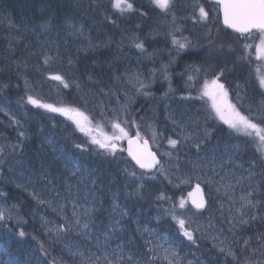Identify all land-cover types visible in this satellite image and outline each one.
Returning a JSON list of instances; mask_svg holds the SVG:
<instances>
[{"label":"trees","instance_id":"16d2710c","mask_svg":"<svg viewBox=\"0 0 264 264\" xmlns=\"http://www.w3.org/2000/svg\"><path fill=\"white\" fill-rule=\"evenodd\" d=\"M133 5L134 9L129 11L126 16L135 18L138 20L137 24H142L137 30L139 38V41H137L139 43L143 42L141 39L145 40V38H141L143 31L146 30L148 23L156 18V12L158 11L151 10L145 4L137 1ZM80 6L77 0H0V13L2 18L5 19L0 21V51L7 48H20L22 50V61L25 60L29 68L25 76L26 81L30 80L32 83H36L34 78L38 71L35 69L34 63H31L32 61L28 62L27 51L29 50L23 49L22 39L15 40L12 43L6 42V38H2L4 35L8 36L9 29L7 25L15 23V26H19L36 22H48L49 25H52L54 32L57 33L62 32L66 25L82 29L83 35L80 38L68 37L66 41L64 40L66 43L63 46L62 56L68 55L67 50L72 52V47L77 44L86 45V50L81 51L75 48L72 53L74 74L67 77L68 88L60 87H64L61 82L57 85L59 90L63 92L61 99H57L51 93L49 94L45 91V88L47 89L53 85L49 79L50 74H59L66 79L61 69L60 71L59 69L47 71L45 82H48V86L40 89L39 92L35 90H29V92L25 90L24 92V89H21L19 79V82H14L15 77L11 72L6 75L0 74V90L3 88V93L9 96L8 99H11L13 103L15 102L14 104H23L27 111V119L25 121L24 118H21L22 112L20 108L14 110L17 120H23L24 122L23 127L18 128L17 132H24L25 135L22 140L18 138L9 142L12 146L7 145L10 148L21 150L23 155L11 158L13 161L6 158L3 160L6 167L4 165L0 166V205L9 206V204H13L16 206L10 212L11 219L0 220V264H61L60 261L63 258L68 264H81L82 258L89 257L94 260L99 257V264H106L105 258L101 256V243L104 242L116 246V251H120L121 256L124 257L123 264H166L167 262L163 255H156L154 247V251H150L152 248L147 245L148 241H144L140 235L135 234L134 230H132L135 227L134 224H137L138 230L145 226L155 230L157 234L153 235L158 238L161 236L159 232H165L164 230L171 231V236L162 238L167 241L166 249H176L179 252L180 264H188L189 261L192 264H233L230 262L233 258L227 256L226 253L220 252L219 249L231 248L236 253V257H238L239 249L243 250L246 247L243 241L248 238H251V245L253 240H259L260 245L264 247V158L255 154L257 150L255 145H248L246 148L245 167L254 172V177L252 178L255 180L251 183V187L254 188V193L257 197L253 201L260 202L255 208L248 209L246 217L251 219V216H255L256 219H251L247 224L238 225L235 230L232 228L233 234H235L230 235L232 238L230 247L224 245L223 242L210 240L206 234H195L196 243H193L188 241L183 234H179V225L173 219L175 212H167L164 208L166 202L169 201L175 202L179 206L180 200L182 198L185 200L189 185L184 184L185 186L180 187L181 185L168 182L161 176L156 178L159 172H155L152 177L148 178L143 177V175L141 176L142 180L137 183V180H134L128 172L142 173L132 166L125 157L123 150L108 153L100 149L97 145L91 143V137L81 132L74 122L67 121L59 115L50 116L41 108L28 102L27 97L31 95L40 100L41 103L66 105L78 109L77 103L80 101L85 105V108L80 109L89 117L92 124L107 130L111 128V125L107 122L109 119H101L102 117L103 119L105 117L108 118L106 113L110 110L111 112L115 111L118 106L111 99V96L116 95V91H118V87L121 84L120 81L116 83L117 77L120 79V75L124 74L119 72L122 63L121 55L118 52V39L120 33L127 35V32L126 30L119 32L117 29L112 33L105 30V28H102L103 21L99 18L96 10H93V8L87 9L88 4L84 8ZM98 6H103V4ZM114 15L119 14L114 12ZM220 29L221 32L227 33L222 28ZM224 33L220 35H224ZM227 34L230 36L229 33ZM59 35L62 36L61 34ZM193 37L195 39L196 36L193 35ZM14 38L16 39L17 36L14 35ZM232 38L234 46L239 38L235 36ZM83 39H86L85 43L82 42ZM58 42L61 45L62 39L59 38ZM149 43V49L151 50L161 46L157 42L156 37H152ZM143 44L146 47L145 41ZM215 45H221V43H216ZM105 46L107 47L105 48ZM172 51L177 61L174 66H168L170 68L168 72H171L168 86L173 89L168 90L167 84L158 79L156 92H152L156 94L154 95L155 99L165 94L158 101L171 102L169 98L165 97L183 96L184 94L196 95L195 88L183 86L184 75L188 72V70L180 71L184 64L195 63L194 65L201 69L199 72L201 77H204L207 73L216 74V69L225 64L224 68H222L226 75L223 74L225 77L221 78L222 82L234 90L233 97L235 98L237 94L241 98L242 105L249 107L250 111L253 112V116H260L261 108L260 104L258 105V100L264 93L260 94V91L256 88L258 85L255 79L252 78L255 65L250 60H246L247 63L243 64L244 67L240 70V73L236 72L237 70L235 69V67L240 68V66L234 64V70L232 71H235V73L233 76H229L228 72L232 71H229L228 67L234 61L227 62L226 60V62L221 63L223 58H218V55H220L218 53L223 50L219 49L217 51L213 63L198 60L197 51L185 50L181 54L182 56L175 55L174 49ZM46 53L44 51L40 55L44 66L39 68V73L46 72L47 66L54 65L58 67L62 65L61 63L52 64L51 59L48 64H45L44 55ZM0 54L2 53L0 52ZM49 54L48 57L51 56V52ZM225 54L229 57L230 53L227 52ZM156 63L152 64L154 69H157ZM135 65V63H132V68ZM209 67L211 69H208ZM23 68L25 66L22 63L21 69ZM172 74L174 75L172 76ZM192 76L193 79L196 77L195 81L197 82L196 73ZM10 81L13 82L11 83ZM239 86L243 87L237 91ZM82 97L85 98L83 102L81 101ZM153 99L154 97H151V100L140 103V109L146 103H155L157 101ZM134 100L132 99L131 101V98H129V100L125 101V98H122L121 105L117 107L118 109L120 107L126 109L123 120L120 121L121 124L127 125L129 121H132L135 112L134 108H136L137 103ZM191 101L193 105L194 100ZM110 102L112 103L110 104ZM11 106L13 107L12 104ZM104 114L106 115L103 116ZM157 114L159 118L155 115L152 120H156L161 125L159 126L160 129L168 130L170 125H172L168 123L170 119L165 117L166 121L162 120L161 122L160 118L164 116L160 115L159 109ZM110 115L113 116L112 113ZM4 119L6 123H10L7 117L4 116ZM256 121L257 123L260 122L258 119ZM5 130L10 137L16 134L12 133L10 127L5 128ZM197 131L199 137L195 138L197 145H199L197 149L200 151L197 157L192 155V150H189L187 144L184 147H180L179 143L172 150L173 155L178 157L179 161L180 159L183 160L182 164L196 161L200 157L205 156L208 161L211 158L215 161L223 160L222 164L224 165L223 162H225L227 167H230L229 160L231 159H234L237 164L239 162L243 163V156H240V153H242L240 151L241 146L238 142L232 140L233 133L227 127L212 122L204 130L200 131V128H197ZM205 132L208 133L207 136ZM130 133L136 134L135 131L131 130L129 131ZM171 135L173 136V133ZM245 138L250 137L245 136ZM120 142L122 148V140ZM206 143L209 144L205 150L201 144ZM76 145H84L86 150L82 151L76 148ZM69 160H71V163H69ZM8 162L10 165L12 163L15 165L5 173V169L8 168ZM76 164L79 165V171L76 175H72L71 173L75 170L74 165ZM16 166L24 169L18 171L19 175L23 173L26 179H32L34 183L36 182V185H44L51 190V193L44 199L47 202L46 204L37 203V199H34L32 195L35 192L21 185L18 186V184L16 185L13 182L12 179L18 177V174H15ZM37 168H40V170ZM5 178L7 179L6 181L4 180ZM141 184H143V188H140ZM203 187L206 186L203 185ZM138 188H140L139 191H137ZM161 194L166 199L159 198ZM205 198L207 200L206 210H211L213 205L212 202H208L210 196L207 193H205ZM141 199L147 204L146 206L141 203ZM72 201L79 205L80 213L86 215L85 222L82 223H88L89 228L84 229L85 231L82 228H77L74 231L73 228L68 226L71 225V222L66 221L65 210ZM166 205L169 206L168 204ZM57 214L64 215V218H59ZM126 214L129 215L128 220L124 218ZM53 217L57 220H55V225L51 226L48 220ZM117 221H119L118 224L116 223ZM61 225L64 227L59 233L56 230L52 233L49 229H57ZM21 230L25 233L24 236L19 235ZM89 232L91 234H88ZM123 233L124 235L126 234L125 237ZM222 237L230 241L227 236L222 235ZM41 245H43V250ZM165 250L163 251L164 253ZM70 252L81 253L82 256H73ZM62 255L65 257L62 258ZM129 257L132 259L129 260ZM234 264L237 263L234 262Z\"/></svg>","mask_w":264,"mask_h":264},{"label":"rangeland","instance_id":"374dc122","mask_svg":"<svg viewBox=\"0 0 264 264\" xmlns=\"http://www.w3.org/2000/svg\"><path fill=\"white\" fill-rule=\"evenodd\" d=\"M141 2L145 4L146 6L148 5L151 10L158 11L156 12V18L152 20L149 25V30H148V36L149 38L156 37L157 42L161 44L159 48H154L156 55L155 56H134V54H142L139 49L135 48V43H138V28L142 26V24H137V19L135 18H129L128 12H125L123 14L119 15H114V12H117L115 9L111 7V4L109 0H77L78 5L80 4V7H85L86 4H88L87 9L93 8V10H96L97 14L99 15V18L102 21H106L108 23H104L102 25V28H105L107 31H111L114 33L115 30L118 29L119 32L126 30V34H119L120 36V44L122 46L123 51L125 52L126 55H131L133 54V57L131 56L130 59L132 62L136 61V65L134 68H132L133 72H139L142 74V76L145 77V82H148L151 80V86L143 91L137 92L136 88L132 86L128 82V79L124 76V74L120 75V79L116 81L118 83L120 81V85L118 87V91H116L115 96H111V99L114 101L115 104L118 106L121 105V100L122 98H125V101L129 100V98L135 99L136 100V108H134V116L132 121H129V123L126 124H121L123 127L126 128V130L129 131H139L141 138L145 137L149 139L161 158L163 159L164 165L162 166V171L158 170L159 175L156 177L158 178L159 176L163 177L166 179L168 182H173L175 185H181L185 186L184 184L189 185V191L186 193V196L188 194L194 191L195 185L199 183L201 186H206L203 187L205 192L210 196V199L208 198V202H212V208L211 210H206L205 207L202 210H198L194 206L191 207L190 205H185L183 208H180L177 203L175 202H166L169 206L166 204L164 205L165 210L167 212H175V216L179 218H183L186 221V227H189V229H196L199 227V231L194 232L195 234H206L208 235V238L210 240L214 241H220L223 242L224 245L229 246L232 244L231 242V237L230 235L233 234V230L236 229L238 225H244V223H241V216L240 213L236 211V209L241 208V197L245 196L247 194H250L248 196L249 199L254 200L257 196L254 193V188L251 187V183L253 182L252 177H254V172L249 170L248 167H245V155L247 153V146L248 145H255L257 148V142L254 141L251 137L250 138H245V135L243 133H237L234 130L230 129L226 124L223 123V121L219 120L216 116L215 113L211 109V101L207 97H202L201 96V88L203 86L204 81L212 79L214 76L219 74L221 70H223V66L225 64H222V66L218 69H216V74H211L207 73L204 77H201L199 73H196L197 75V82L195 81V78L191 81L188 80L189 76H192L195 74V72L192 73V71L189 70L188 66L189 65H194L195 63H186L184 64L180 71H187L185 73L183 78L184 84L183 86H188V88H195L196 89V95H188L184 94L183 96H169L165 98H169L171 102L168 101H158L165 96H159L157 99H155L156 94L152 92H156V85L158 84V79L161 81H164L168 86L170 84L168 82L169 79H165L164 74L162 72H157L155 77H152L151 70L153 68L152 64L157 65V69H160L163 65H170L174 66L177 59L173 55V49L175 51L174 45H172L171 42V36L169 33H173L174 29L180 28L181 31L175 32V35L177 36H186L189 39H191L193 45L195 47H191L189 51L195 52L198 49L197 46L199 47H206L207 50L201 49L199 53L198 60H203V61H210L214 62L215 60V55L217 54V51H221L220 55H218V58H223L222 62H226V59H228L231 55V61H234L233 63H230V67H228L229 71L234 70L233 65L237 64L240 66L235 67L237 70L236 72L240 73V70L243 69L246 60H250L254 65V72L252 75V78L255 79L258 87H256L259 91L260 94L264 93V88L260 87L259 80H258V75H257V70L259 69L261 73H264V58H261L257 54L256 50V45L259 44L260 39L259 37L253 42H247L243 40L242 42L238 40V42H235V45L233 46V38L231 36H228L227 33L221 32V27L219 23L215 22V16L213 14L208 15V19L206 21L200 20L199 19V8L197 5L203 6L204 9L208 12L207 8L205 7L204 4H201L199 0H172V3L175 2L174 8L171 11L164 12L161 11L159 8H157L153 3L152 0H131L132 3L134 2ZM99 4H103V6H98ZM95 6V7H93ZM97 7V8H96ZM98 9V10H97ZM209 13V12H208ZM217 17V16H216ZM5 19L2 18V14L0 13V21H4ZM111 20V21H107ZM123 22V23H120ZM9 24V23H8ZM89 24V22H88ZM217 24V25H216ZM8 27V36L4 35L2 38H6V42H12L22 39L23 41V49H27L28 54V62L32 61L31 63H34L35 69H37L38 74L34 78V82L32 81H27L22 79L23 73L27 72L29 68L27 67V63H25V60L23 61H15L17 63H23L25 68L20 70L23 73H20L18 76L21 89L27 90H35L36 92H39L40 90L36 88V84L45 81L46 80V75L47 71H52L56 69H61L68 72L67 66L66 65H60L58 67H55L54 65H50L46 67V72H41L39 73V68L43 65L42 58L40 57L41 53L46 51V55L44 57H48L51 52V63L52 64H59L61 63L62 60H64V57L62 56L63 53V46L64 43H66V39L68 37L70 38H80V28H75L71 25H66L64 30L62 32H54V29L52 28L51 25L48 24V22H36V23H31L27 25H22V26H15L14 24H9L7 25ZM209 29L211 30V36H208ZM224 33V35H220ZM17 36V38H14V35ZM61 34L62 36H60ZM194 36L195 39H194ZM20 36V37H19ZM59 38L62 39V44L60 45ZM197 39V40H196ZM209 39L213 41V43L210 45L209 44ZM65 40V41H64ZM138 40V41H137ZM82 42H86V39H83ZM216 43H221L222 47L220 45H215ZM251 45L249 48H245L244 45ZM80 45V44H79ZM86 46V45H85ZM84 46V47H85ZM225 46V47H224ZM107 46H105L106 48ZM216 50V51H215ZM68 51V58L70 60V51ZM29 52V53H28ZM134 52V53H133ZM229 52V57L225 53ZM183 53L180 52L179 55L182 56L181 54ZM175 51V55H176ZM214 56H213V55ZM236 54V55H234ZM161 55V56H158ZM129 59V60H130ZM135 59V60H134ZM235 59V60H234ZM62 64V63H61ZM33 65V66H34ZM32 66V67H33ZM169 66V67H170ZM214 66V65H213ZM223 67V68H222ZM154 69V68H153ZM170 70V68H168ZM208 69H211L209 67ZM63 72V75L66 77H69L66 75V73ZM174 71V70H173ZM0 72L2 74H7L5 71L0 69ZM171 72H168V75ZM235 71L228 72L229 76H233ZM223 74L226 75V72L224 71ZM72 75V73H71ZM174 74H172L173 76ZM225 75L220 77V82L222 81L221 78H224ZM54 75H49V79L51 80V84H57L60 81L54 80L51 77ZM170 77V75H169ZM33 80V78L31 77ZM186 80V81H185ZM186 82V83H185ZM48 83V82H47ZM57 85H52V87H48L47 89L45 88V91L47 93H51V95L57 99H61L63 97V92L59 90ZM1 86V85H0ZM165 86V88H166ZM62 88H65L63 86H60ZM243 86H239L237 88V91H239ZM68 88V87H67ZM164 88V89H165ZM173 89L168 86V90ZM263 90V91H262ZM3 88L0 90V100L6 102L4 103L5 105L2 106L0 103V109H3V111H0V119L3 120L5 115H9L8 111L6 109L10 110H15L18 108L25 109V106L23 104L17 103L14 104L11 99H8L9 96L5 95L3 93ZM149 92L150 95H145L144 92ZM80 96L81 93H79ZM235 101L232 102L237 106V108L243 107L241 103V98L235 95ZM151 97H154L153 100L155 103H146L145 105L139 107L140 103L145 102L147 100H151ZM85 98L82 97V102ZM173 99V100H172ZM134 100V101H135ZM194 100V103L192 105V101ZM258 100V99H257ZM262 101H264V95L260 97L258 100V105L260 104V108L262 107ZM9 102L13 105V107H8ZM236 102V103H235ZM112 102H110L111 104ZM30 105V104H29ZM78 109L82 111L80 108H85V105L79 101L77 103ZM117 106V107H118ZM38 107V106H37ZM58 107H69L66 105H59ZM115 108V111L107 112L108 118L102 117L101 120H106L109 119L107 122L111 125L110 129H105V128H98L94 124L90 123L87 125V127H90L93 129L92 135L97 136V138L102 139L103 137L100 136L96 129H100L103 133H106L107 135H116L118 132L113 129L112 123L115 121H122L124 117V112L126 109L124 108ZM41 109H44V112H48L47 109L38 107ZM140 109V110H139ZM158 109L160 111V115L164 116L163 118H160L161 122L166 121V118H169L170 121L168 122L170 125V128L168 130H163L160 129L159 126H161L156 120H152V118L156 115L158 117ZM139 110V112H137ZM26 112V110H25ZM113 114L111 116L110 114ZM57 115L63 117L65 120L70 121V119L67 117H64L62 113L56 112ZM104 114L103 116H105ZM251 114L253 116L252 111H248L246 115ZM261 114V113H260ZM136 115V116H135ZM10 118L16 115H9ZM21 118H24L26 121L27 116L26 113L22 111ZM36 118H38L36 116ZM159 118V117H158ZM72 120V119H71ZM90 120V119H89ZM73 121V120H72ZM135 123H134V122ZM20 124L17 125L16 123H0V146L3 147L4 151L0 152V166L6 167L4 163V159L8 158L11 161L15 157H19V155H23L21 150L15 149V148H10L7 146V144L15 139L22 140V137L19 135V132H17L18 128H22L24 125L23 120L19 121ZM74 122V121H73ZM216 123V124H221L225 127H227L230 131H232V140H235L238 142L241 146V152L240 156H243V163H238L234 160L231 159L229 160L230 167H227L222 164V161H215L214 159H210L209 161L206 160L205 157H200L196 161H191L189 163H183V160L178 159V157L173 155L172 150L175 149V147L171 146L168 144V139H177L180 141V147H184L186 144L188 145L189 150H192V155L194 157H197V155L200 154V151L197 149V140L195 137H199L197 135V128H200L201 130H204L210 123ZM256 122V121H255ZM75 123V122H74ZM76 125V124H75ZM10 127L12 129V133H16L14 136H11L7 138L6 140L4 139V131L5 128ZM173 133V136L170 134ZM201 134V132H199ZM185 136H190L191 139H185ZM249 139V140H248ZM231 140V138H230ZM121 141V140H120ZM117 142V148L115 151H120L122 150L121 148V142ZM208 144H201L202 148L205 150L208 148ZM198 150V151H197ZM166 153H170V155H166ZM184 153V151H182ZM239 153V152H238ZM255 154L257 156H261L260 152L256 150ZM262 157V156H261ZM264 158V157H263ZM15 164L12 163L11 165L8 162V168L5 169V173H7V170L13 167ZM194 165H199V167H194ZM236 165V167H234ZM15 174H18V171L23 169L22 167H15ZM24 170V169H23ZM125 172V170H124ZM133 172L129 171L128 174L134 179L138 181H141V176L148 178L152 177L153 175L150 174H138L135 173V176H132ZM209 179H211V183H209ZM5 181L7 180L6 178L4 179ZM13 180V179H12ZM16 185L18 184L28 188L29 190H32L35 192L37 195L38 199L44 200L49 193H51V190H49L47 187L44 185L38 186L36 185V182L32 179H26L25 175L21 173L20 175L18 174V177L14 178L13 180ZM18 182V183H17ZM31 186V187H30ZM219 188V191L217 189ZM186 198V197H185ZM141 203L146 206L147 204L141 199ZM13 204H9V206H12ZM175 206V207H174ZM5 207H8L5 205ZM248 209L245 208L243 209L245 215L242 217L244 220L251 221V219H248L246 217L248 215ZM13 210V209H11ZM59 218H64V215L62 214H57ZM85 214L80 213V207L79 205L72 201L69 203L68 208L65 210V219L67 222H71V225H68L69 227L73 228L74 231H76L77 228H82V225L85 222ZM124 218L128 220L129 215L126 214L124 215ZM79 219L80 221V227L76 225V220ZM55 220H57L55 217L51 218L48 220V223L51 226L55 225ZM211 225V227H209ZM134 230L135 234L142 235L144 237H149L151 243H155L157 250H156V255H160L166 248H167V241H164V239L161 237L155 239L153 234H157L155 230L149 229L146 226L142 227L140 230H138L137 224H134ZM225 226V228H223ZM233 228V230H232ZM52 233L55 232V228H49ZM83 229V228H82ZM84 230V229H83ZM88 234H91L89 232ZM162 234H166L163 232ZM179 234H182L179 232ZM243 234V233H239ZM222 235L227 236L230 238V241H227L225 238L222 237ZM166 236V235H164ZM163 236V237H164ZM152 238V239H151ZM197 238V237H196ZM71 239V238H70ZM187 239V238H186ZM155 241V242H154ZM189 241V240H188ZM74 242V241H71ZM252 245H247L243 250L239 249V254L236 260H231L234 264L236 262L237 264H260L264 262V247L260 245L259 240H253ZM102 244V249H101V256L103 258L107 257L108 260H115L119 256H121L120 251H116V246H114L111 243L104 242ZM115 250V251H114ZM65 256H62V258ZM62 261V262H61ZM60 261L61 264H68L65 263L64 258Z\"/></svg>","mask_w":264,"mask_h":264},{"label":"snow or ice","instance_id":"6c2138e0","mask_svg":"<svg viewBox=\"0 0 264 264\" xmlns=\"http://www.w3.org/2000/svg\"><path fill=\"white\" fill-rule=\"evenodd\" d=\"M109 2L111 4V7L120 14L132 11L134 9V5L131 0H109ZM152 3L161 11L168 12L170 10L172 0H152ZM216 4L218 5L220 13H222L223 25L234 30L236 33L241 34V36H245V34L251 35L254 31L259 35L260 42L258 45H256V50L258 56L264 58V0H216ZM197 7L199 8V19L206 21L208 19L209 13L204 9L203 6L197 5ZM179 31H181V29L176 28L174 29L173 33H169V35L171 36L172 45H174L177 55H179L180 52L185 51L186 49L195 47L191 39H189L188 37L175 35V32ZM80 35H83L82 29L80 30ZM208 36H211L210 29L208 32ZM212 43L213 41L209 39V44L211 45ZM134 46L141 52L145 50L143 42L135 43ZM220 47H222V45H220ZM244 47L249 48L251 47V45L245 44ZM50 59V57L46 56L44 58V63L48 64ZM188 68L190 71L195 73H199L201 71V69L195 65H189ZM158 71L164 74L165 79L170 80V77L168 75V65H163L160 69H152L151 74L153 78ZM257 75L260 87L264 88V73H261L258 69ZM124 76L128 79V82L132 84L134 88H136L137 92L143 91L151 86V80L145 82L144 77L139 72H126ZM221 76H223V70H221V72L214 76L212 79H206L201 88V96L207 97L211 101V109L219 120L223 121L224 124H226L235 132L243 133L245 136L251 137L254 141H256L257 151L260 152L262 157H264V101H262V107L260 109L261 114L259 117L252 116L251 114H243L237 108V106L231 103V101L228 99V90L225 88V85L220 82ZM51 78L60 81L65 88L69 86L68 82L64 80V77L59 74H56ZM117 79H119V77H117ZM188 80H193V76H189ZM5 87H7V85H5ZM144 94L150 95V93L146 91L144 92ZM27 100L30 104L45 108L52 112L62 113L63 115L69 117L75 122L76 127L81 132H84L91 137L92 144L97 145L100 149H103L108 153H113L116 150L118 141L128 138L129 148L127 151L140 168L153 169L160 163V161L156 157V154L152 152L148 147V142L146 140L142 145L140 144L141 137L139 131H137L135 138L129 137L128 131L121 125L119 121H115L112 123L113 129L118 132V134L116 135L109 136L106 133H103L100 129H96L97 133L103 137L102 139H99L97 138V136L92 135L93 129L87 127V125L91 123L89 117L79 109L71 107H56L51 104L41 103L40 100L31 95L27 97ZM0 111H3V109H0ZM12 119L17 125L20 124V122L15 119V116H13ZM257 119L260 121L259 123L255 122ZM125 123H127V121H125ZM19 135L23 137L25 133L20 132ZM205 135L207 136L208 133L205 132ZM185 139H191V137L185 136ZM179 143L180 141H178L177 139H168V144L173 147H176ZM133 145H135L136 147L134 148ZM75 147L81 149L82 151L86 150L84 145H76ZM197 147H199V145H197ZM3 151V147L0 146V152ZM166 155H170V153H166ZM69 163H71V160H69ZM194 167H199V165H194ZM74 169L75 170H73L71 173L72 175L77 174V172L79 171V165H74ZM159 170H163L162 166ZM131 175L135 176L136 174L133 172ZM208 182L211 183V179H209ZM140 188H143V184L140 185ZM140 188H138L137 191H139ZM217 191H219V188L217 189ZM32 195L34 199H37V203H47L44 200L38 199L35 193H33ZM249 195L250 194H247L240 198L242 201L241 208L236 209V211L240 213L241 216L240 222L244 224H247L248 220L242 219V217L245 215L243 209L255 208L256 205L260 203L259 201L254 202L253 200L249 199ZM188 196L192 198V204L195 206V208L201 209L205 207L203 190L199 183L195 185L194 191L190 192ZM197 196L199 197L198 199L196 198ZM159 198L166 199L165 197H163V194H161ZM184 205L185 200L182 198L180 200L179 207L183 208ZM15 207V205L8 207L0 205V220L11 219L12 217L10 215V212L11 209H14ZM250 218L253 220L256 219L255 216H251ZM173 219L177 221L179 230L183 234V236L186 237L187 240L196 243L194 232L199 231V227L190 230L189 227H186L185 219L179 218L175 215H173ZM116 223L118 224L119 221H117ZM76 225L80 227L79 219L76 220ZM63 227V225L59 226L56 229L57 233H59ZM209 227H211V225H209ZM82 228L88 229L89 224L84 223L82 225ZM19 235L24 236L25 233L21 230L19 232ZM257 239H259V237H257ZM250 241L251 238H248L245 239L243 243L245 246H247L250 244ZM41 249L43 250V245H41ZM150 251H154V249H150ZM219 251L222 253H226V255L232 257L233 260L237 259L236 253L233 252L231 248H220ZM71 254L73 256H82L81 253L76 252H72ZM128 259L131 260L132 258L129 257ZM164 259L167 261V264H180L179 252L176 249H166ZM105 260L106 264H123L124 257L119 256L115 260H108L107 257H105ZM81 264H99V257H97L95 260L90 257L82 258ZM188 264H192V262L189 261Z\"/></svg>","mask_w":264,"mask_h":264},{"label":"bare ground","instance_id":"6f19581e","mask_svg":"<svg viewBox=\"0 0 264 264\" xmlns=\"http://www.w3.org/2000/svg\"><path fill=\"white\" fill-rule=\"evenodd\" d=\"M106 24V23H108V22H106V21H103V24ZM150 23L151 22H149L148 23V25H147V27H146V30H144L143 31V36H141V38H145V40H143V39H141V41H145L146 42V47H144V52L142 53V54H134V56H141V57H144V56H155L156 55V53H155V50L154 49H149L150 48V39L151 38H149V36H148V28H149V25H150ZM14 25H15V23H14ZM23 25H25V24H23ZM16 26H18V25H16ZM19 26H22V25H19ZM52 26V25H51ZM142 35V34H141ZM118 43H119V45H118V52L120 53V55H121V67L119 68V72H123L124 74L126 73V72H133L132 71V66H131V64L132 63H135L136 64V61L135 62H132V60L130 59V55H129V53H128V55H126L125 54V52L123 51V49H122V46H121V44H120V36H119V39H118ZM85 45H79V44H77L76 46H73L72 47V52H70V60H69V58H68V55H65V56H63L64 57V60H62L61 61V63H62V65H66L67 66V69H68V72H66V71H64V70H62V71H64L65 73H66V75H68V76H71V73L72 74H74V64H73V61H74V58L72 57V53H73V51H74V49L76 48V49H79V50H81V51H84V50H86V46L84 47ZM198 47V49H204V50H207V48L204 46L203 48L202 47H199V46H197ZM200 50H197V52H198V57H199V53H200ZM208 51V50H207ZM2 54H0V69L1 70H3V71H5L7 74L8 73H12L13 75H14V77H15V81L14 82H17L18 81V76L20 75V73H23L22 71L20 72V70H22L21 68H22V63H18V64H16L17 62H15V61H22V58H21V52H22V50H20V48H7V49H2L1 51H0ZM134 53V52H133ZM77 56V55H76ZM131 56L133 57V54H131ZM158 56H161V55H158ZM231 58H232V55L228 58V59H226L227 60V62H229V61H231ZM130 59V60H129ZM135 60V59H134ZM57 70V69H56ZM20 72V73H19ZM104 72V71H103ZM106 72V71H105ZM107 73V72H106ZM0 74H2L1 72H0ZM27 75V73H25V75H24V73H23V77H22V79L23 80H25V82H27L26 81V76ZM104 77H106V76H104ZM13 81H10L11 83L13 82ZM28 81H30V80H28ZM19 82V81H18ZM20 83V82H19ZM7 84V83H6ZM9 84V83H8ZM48 85H47V83L45 82V81H41V82H39V83H37V89H42V88H45V87H47ZM7 95V94H6ZM13 99V98H12ZM6 102V100H4V101H2V100H0V103H1V105L2 106H4L5 103ZM13 102V101H12ZM8 107H12L11 106V103L9 102V104H8ZM7 111H8V114L9 115H15L16 113L13 111V110H9V109H6ZM20 110H21V112L23 111L24 113H26L25 112V109H23L22 110V108H20ZM0 122L1 123H3V122H6L5 121V119H3V120H1L0 119ZM46 141V140H45ZM7 145H11V144H7ZM12 146V145H11ZM41 159V158H40ZM50 161H51V159H50ZM29 162V161H28ZM36 162V161H35ZM39 162H41V161H39ZM52 162V161H51ZM29 164H31V163H29ZM33 166V165H32ZM35 167V166H34ZM39 167V166H38ZM42 167V166H41ZM25 168V167H24ZM57 168V167H56ZM59 168V167H58ZM29 169H30V167H29ZM28 169V170H29ZM32 169H33V167H32ZM37 169H39L40 170V168H37ZM41 170H43V169H41ZM38 171V170H37ZM1 176V175H0ZM4 176V175H3ZM35 177V176H34ZM14 180V179H13ZM2 182V181H1ZM18 183V182H17ZM12 184V183H11ZM19 184V183H18ZM2 185V184H1ZM24 186V185H23ZM31 187V186H30ZM28 189V188H27ZM4 190V189H3ZM3 194V193H2ZM150 199V198H149ZM134 202V201H133ZM152 203V202H151ZM132 206V205H131ZM157 207V206H156ZM113 213V212H112ZM127 213V212H126ZM107 215V214H106ZM148 216V215H147ZM132 217V216H131ZM138 217V216H137ZM136 218V217H135ZM95 222V221H94ZM129 222V221H128ZM104 224V223H103ZM102 224V225H103ZM148 224V223H147ZM97 225V224H96ZM121 225V224H120ZM142 225V224H141ZM114 226V225H113ZM124 226V225H123ZM130 226V225H129ZM122 227V226H121ZM101 228V227H100ZM113 228V227H112ZM120 228V227H119ZM121 229V228H120ZM74 230V229H73ZM94 230V229H93ZM111 230H113V229H111ZM118 230V229H117ZM124 230V229H123ZM78 231V230H77ZM85 231V230H84ZM103 231V230H102ZM165 231V233L166 234H162L163 232H159V234H161V236H160V239H161V237H163L164 235H166V236H171V234L172 233H170L171 231H169V230H164ZM123 232V231H122ZM116 233V232H115ZM120 233V232H119ZM101 234V233H100ZM123 235H124V233H123ZM126 235V234H125ZM125 235H124V237H125ZM139 235V234H138ZM111 236V235H110ZM141 237H142V239L145 241V240H147L148 242H147V245L148 246H150L152 249H153V247L155 248V251L154 252H156V250H157V247H156V242L155 243H151V241H150V238L149 237H144V236H142V235H140ZM116 237H117V235H116ZM123 237V236H122ZM85 238V237H84ZM133 238V237H132ZM158 237H155V239H157ZM97 239V238H96ZM120 239V238H119ZM141 239V238H140ZM152 239V238H151ZM142 240V241H143ZM101 242H103V241H101ZM128 242V241H127ZM169 242H171V240H169ZM56 244V243H55ZM179 246V245H178ZM75 247V246H74ZM64 249V248H63ZM121 250V249H120ZM115 251V250H114ZM55 253V252H54ZM71 253V252H70ZM56 255V254H55ZM164 256L165 255V253L164 252H162L159 256ZM60 256V255H59ZM63 256V255H62ZM166 261V260H165ZM62 262V261H61ZM167 262V261H166ZM66 263V262H65ZM21 264V263H20ZM72 264V263H71ZM167 264V263H166ZM263 264H264V262H263Z\"/></svg>","mask_w":264,"mask_h":264},{"label":"water","instance_id":"95a60500","mask_svg":"<svg viewBox=\"0 0 264 264\" xmlns=\"http://www.w3.org/2000/svg\"><path fill=\"white\" fill-rule=\"evenodd\" d=\"M222 23H223V17H222ZM132 138H135L134 136H132ZM145 140H140V144L142 145L143 144V142H144ZM147 141V140H146ZM148 142V141H147ZM133 147L135 148L136 146L135 145H133ZM148 147L150 148V150L152 151V149H151V147H150V144H149V142H148ZM128 148H129V143H128V139L126 140V146H125V153H126V155L128 156V158L133 162V164L137 167V168H139V169H141V170H143V171H145V172H150V171H152L153 169H155V168H153V169H142V168H140L139 167V165L136 163V161L132 158V156H130L129 155V153H128ZM153 152V151H152ZM156 157H157V155H156ZM157 159H158V157H157ZM159 160V159H158ZM197 199L199 198L198 196L196 197ZM190 202H192V198L190 197Z\"/></svg>","mask_w":264,"mask_h":264},{"label":"flooded vegetation","instance_id":"af4514ba","mask_svg":"<svg viewBox=\"0 0 264 264\" xmlns=\"http://www.w3.org/2000/svg\"><path fill=\"white\" fill-rule=\"evenodd\" d=\"M199 1L201 4L205 5L208 12H217V14L219 15L220 11L218 5L215 2L209 0H199Z\"/></svg>","mask_w":264,"mask_h":264}]
</instances>
